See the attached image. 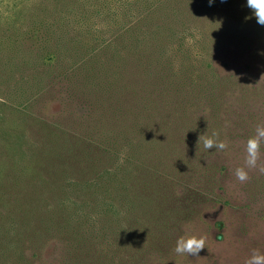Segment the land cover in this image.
Instances as JSON below:
<instances>
[{
  "label": "rangeland",
  "instance_id": "obj_1",
  "mask_svg": "<svg viewBox=\"0 0 264 264\" xmlns=\"http://www.w3.org/2000/svg\"><path fill=\"white\" fill-rule=\"evenodd\" d=\"M157 2L0 0V230L37 227L32 216L38 211L74 221L83 216L84 224L74 227L89 233L94 227L97 240L89 246L95 264H245L253 249L264 252V173L252 170L245 183L234 174L244 166L248 138L264 124V26L247 0H214L211 6L208 0H172L153 8ZM158 25L163 35L152 37ZM115 36L122 42L107 55L103 43ZM111 54L136 91L161 64L167 79L160 80L175 94L161 93L176 113L143 132L134 156L116 143L115 162L130 158L140 167L134 177L149 184L153 175L159 189L154 182L152 199L145 189L134 207L129 200L125 207L112 203L122 214L103 229L90 205L80 203L85 196L75 195L79 189L64 191L66 176L61 168L54 173V163L77 139L105 147L112 134L125 135L126 117L123 126L109 118L120 91L101 83L115 80L114 65L119 72ZM78 62L82 73H94V93L61 77ZM213 132L228 143L226 151L204 149L200 136ZM259 163L264 166V143ZM111 229L121 235L114 239ZM186 235L207 236L197 256L174 252Z\"/></svg>",
  "mask_w": 264,
  "mask_h": 264
},
{
  "label": "trees",
  "instance_id": "obj_2",
  "mask_svg": "<svg viewBox=\"0 0 264 264\" xmlns=\"http://www.w3.org/2000/svg\"><path fill=\"white\" fill-rule=\"evenodd\" d=\"M163 1L172 0H158V4L153 5V8H160V6H163ZM144 17L146 18L145 15ZM162 27L164 28L162 25L154 26L156 29L152 32V37L158 34L160 36L163 35L161 33ZM113 39L114 41L111 39L103 43V51H107V55L110 54L108 51L111 52L110 48L114 43L121 44L122 42L121 36H115ZM111 56L115 64L120 66L119 72L117 73L114 70V67H117L114 65L113 70L111 69L110 72L114 73L111 78L115 80H112L113 82L108 84L107 81L109 78H107L101 83H105L107 85L106 88L108 87L111 92L116 87L120 91L119 94L113 95L115 97L113 100H115L117 104L110 107L111 116L109 118L116 123H120L121 119L124 116L126 117L125 135L118 137V133L112 134L114 135L113 138L107 139L109 141H105L107 142V147L102 146L103 142L95 146L93 143H90V141H79L77 139L76 141L78 142H75V148L68 149L65 152H59V160H56L54 163L56 167L54 173L61 168L59 173L66 176L64 180L66 184L64 191H66V188L71 189V186H74L71 190L79 189L75 195L85 196L84 198L92 202L89 203L87 200H85V202L80 201L83 205L86 203L90 205L93 210V212L91 211L93 214L90 216L94 217V222L103 225L101 226L103 229H107L105 226L112 227L111 225L115 217L122 214L112 203L119 202L120 204L122 203V207H125L126 200H129L128 203H131V206L134 207L145 189L149 191V199H152L153 194L151 193V189L154 186V182L157 186V190L159 189L156 183L158 179L157 177L154 178L155 176L153 175L148 178L149 184H144L142 179L134 177V175L139 172L140 167L138 168V165L134 164L130 158L126 160V163H122L120 160H118L117 163L115 162L117 156L113 155V152H117L118 150L116 143H120V147L128 148L127 150L132 151L134 156L137 152L134 148L140 150V142L144 139L143 132L146 130L150 132L153 131L158 124L157 119L160 120L159 123H164L167 118L173 117L176 113L173 110L174 107L167 104L166 96L161 93V91L164 90L168 93H170V91L173 92L169 86L166 87L164 81H162V83L160 80L167 79L162 75L161 64L157 63V71H154V69L152 72L149 71L145 81L140 83V91H136L137 89L130 88L124 82L121 73V63H117V60L114 59L116 57L112 54ZM82 63L81 61V64ZM81 64L78 62L68 70L66 69V71L61 74V77L64 80L73 77L75 83H78L76 85L78 88L86 87L89 93H94L97 88H89L94 84L91 80L94 73H92V75L88 72L87 74L82 73L81 69L83 65ZM117 77L120 79V85L114 84V82L118 80ZM148 84L150 85L148 86ZM97 87L99 88V86ZM173 93L175 94V92ZM160 107L164 109L165 113L160 111ZM112 111L121 113V116H123L120 118ZM141 124L142 127H139ZM197 129L200 130L201 127H197ZM71 138L74 139L73 137ZM191 141L195 142V139H190V142ZM135 142H138V145ZM187 142H189V139H187ZM173 145L174 144L171 146L173 147ZM191 152L192 151H190V154H192ZM140 153L141 152H139V154ZM69 173H71L72 176L69 179L72 181L71 184H67ZM123 196L125 197L124 200ZM149 199L148 202L151 205L152 200L150 201ZM39 201L43 203V200L40 198ZM74 204L78 206L77 203ZM49 208L54 209L53 205H50ZM57 209L58 211H63L62 209ZM78 212L79 211L76 210V213ZM36 217L37 227L16 230L12 227L7 229L5 225H3L2 230H0V264H95L90 261L92 252L89 246L91 244L93 245V240L95 238L97 240V235L95 237V233H93L95 231L94 227L91 226L92 230L90 233L88 229L85 231L84 228L74 227L76 224L78 226L82 225V223L84 224L83 216H79L78 220L74 221V216L69 217V215L66 214V217L63 219L61 212L49 210L48 214L45 211H38V213L32 216V220ZM91 217L88 219L86 218L85 222L91 224ZM46 220H48L49 224L57 225L59 230H54L52 232L47 223H44ZM67 221L74 223H66ZM59 223L61 225H59ZM110 231L114 239H117L121 235L113 229ZM12 242H15L16 246H13ZM102 243H104V241ZM60 251V256L63 255L61 259H59L60 256L58 257Z\"/></svg>",
  "mask_w": 264,
  "mask_h": 264
},
{
  "label": "clouds",
  "instance_id": "obj_3",
  "mask_svg": "<svg viewBox=\"0 0 264 264\" xmlns=\"http://www.w3.org/2000/svg\"><path fill=\"white\" fill-rule=\"evenodd\" d=\"M221 2H226V0H221ZM208 3L211 6L214 0H208ZM247 7L253 12L257 24L264 26V0H247ZM200 140L203 141L205 150L215 149L216 151H226L228 148V143L220 140L218 132H213L211 136H200ZM262 143H264V124H258L255 129V134L249 137L246 142L244 166L235 169V177L240 183H245L250 180L249 173L252 170L258 169L264 173V166H261L259 163L261 160ZM206 242V235L180 236L176 241L174 252L180 256L185 254L188 256H197L201 250L205 249ZM245 264H264V252H261L259 249H253Z\"/></svg>",
  "mask_w": 264,
  "mask_h": 264
}]
</instances>
